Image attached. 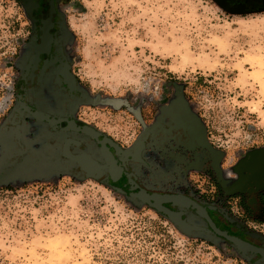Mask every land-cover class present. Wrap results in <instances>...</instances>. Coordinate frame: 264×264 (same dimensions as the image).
I'll use <instances>...</instances> for the list:
<instances>
[{
    "label": "rangeland",
    "instance_id": "rangeland-1",
    "mask_svg": "<svg viewBox=\"0 0 264 264\" xmlns=\"http://www.w3.org/2000/svg\"><path fill=\"white\" fill-rule=\"evenodd\" d=\"M220 5L62 0L71 71L91 100L78 118L130 148L167 109L189 116L217 155L213 167L203 150L185 165L149 147L146 165H133L140 185L219 206L264 235V212L252 216L241 199L248 190L230 193L264 161V10ZM29 32L19 3L0 0V126ZM47 172L0 179V264H250L225 239L182 234L106 178Z\"/></svg>",
    "mask_w": 264,
    "mask_h": 264
},
{
    "label": "flooded vegetation",
    "instance_id": "flooded-vegetation-1",
    "mask_svg": "<svg viewBox=\"0 0 264 264\" xmlns=\"http://www.w3.org/2000/svg\"><path fill=\"white\" fill-rule=\"evenodd\" d=\"M16 1L21 6L24 17L30 21V32L21 53L20 71L14 85V104L6 116L10 117V121L7 123L8 130L22 125L26 127L27 124L31 132L30 136H33V133L51 136L54 134H72L85 138L89 143L92 142L84 134L66 131L67 121H74L80 127L88 124L81 122L78 118L81 103L86 98L82 87L71 71L67 52L66 16L63 9L60 8L62 0ZM216 1L226 4L233 11L238 12L264 10V0ZM67 73H70L73 78ZM25 108L47 116L54 122L37 119L31 116ZM166 113V119L159 122L155 119L151 122L145 139L139 141L144 132L137 140L138 142L135 141L138 143L135 147V154L141 155V159L134 163L135 166L146 165L143 152L147 148L153 147V149L157 148L158 151H164L169 156L176 155L174 162L185 165L193 164L197 154L203 150L207 152L209 166L213 167L217 155L206 142L207 140H205L200 128L187 115L170 109H167ZM80 148L84 150L85 145L82 144ZM259 167L246 175V181L243 185L230 191L233 193L247 189L250 196H244L241 199H245L251 215L258 218L262 217L264 212V164L259 165ZM72 171L80 175L87 174V172L79 169ZM130 172L131 169L127 167V170L116 181H111L108 177L107 181L110 185L121 188L128 194L131 185L128 183L126 173ZM93 173L98 175L99 179L106 178L101 170L96 169ZM132 179L138 187H141L136 174ZM253 194L255 195L253 196ZM166 206L170 207V204H166ZM220 209L217 206L212 211H208L209 217L217 229L264 251L263 234L256 230H250L243 222L233 217L230 212ZM188 211L190 212V210ZM217 237L224 239L221 236ZM244 255L250 264H264V256L260 254L246 251Z\"/></svg>",
    "mask_w": 264,
    "mask_h": 264
},
{
    "label": "water",
    "instance_id": "water-1",
    "mask_svg": "<svg viewBox=\"0 0 264 264\" xmlns=\"http://www.w3.org/2000/svg\"><path fill=\"white\" fill-rule=\"evenodd\" d=\"M220 6L228 11H233L226 4L221 3ZM67 74L73 78L70 73ZM83 93L86 98L84 103L91 102L87 94ZM25 109L37 119L54 122L47 116L32 112L27 108ZM9 121L10 117H7L0 126V145L2 148L0 179L2 181H13L16 178L31 180L36 177H42L45 170L48 171V174L56 173L61 175L65 173L99 180V176L93 173L96 169L101 170L106 179L108 177L111 181H116L129 167L131 172L126 173V178L131 185V188H129L130 193L127 194L121 188L111 185V188L116 192L128 195L134 203H140L153 209L186 236L192 237L198 234L221 236L231 243L247 261L248 258L244 255L246 251H252L264 256L262 249L217 229L208 214V211L214 209L213 206H206L184 194L153 192L149 191L145 185L138 187L132 179L135 177L133 165L137 160L141 159L140 154H135V147L138 145V141L130 148H122L110 137L103 135L88 125L77 126L74 121H67L66 131L70 130L73 133L84 134L92 142L88 143L85 138L82 139L72 134H62L53 137L40 133L31 139L26 137L27 128L23 125L8 130L7 123ZM147 133L148 130L145 131L139 141L145 139ZM100 136L101 139H99ZM82 144L87 148L86 151L80 149ZM261 164H264V161L262 162L261 160ZM73 169L85 171L87 174L74 173ZM136 188L137 191H135ZM166 204H170V207H167ZM187 210H190V213ZM194 220H198L199 223H194Z\"/></svg>",
    "mask_w": 264,
    "mask_h": 264
},
{
    "label": "crops",
    "instance_id": "crops-1",
    "mask_svg": "<svg viewBox=\"0 0 264 264\" xmlns=\"http://www.w3.org/2000/svg\"><path fill=\"white\" fill-rule=\"evenodd\" d=\"M78 115H79V113H78ZM23 126H24V125H23ZM26 128H27V134H26V137L28 136L29 138L33 139V138L30 136L31 132L29 131L27 124H26ZM57 135H58V134H57ZM59 135H60V134H59ZM34 137H35V136H34ZM53 137H56V134H54ZM53 139H54V138H53ZM82 139H83V138H82ZM114 141H115V140H114ZM87 142H88V141H87ZM116 142H117V141H116ZM88 143H89V142H88ZM117 143L120 144L119 142H117ZM120 146H121V147H124V146H122L121 144H120ZM33 147H35V146H33ZM72 149H73V148H72ZM72 149H71V150H72ZM80 149H81V148H80ZM86 149H87V148L85 147L84 150H82V149H81V150H82V151H85ZM73 170L76 171L77 169H73Z\"/></svg>",
    "mask_w": 264,
    "mask_h": 264
}]
</instances>
